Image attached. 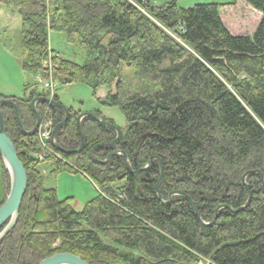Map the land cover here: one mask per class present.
Instances as JSON below:
<instances>
[{
    "label": "trees",
    "instance_id": "16d2710c",
    "mask_svg": "<svg viewBox=\"0 0 264 264\" xmlns=\"http://www.w3.org/2000/svg\"><path fill=\"white\" fill-rule=\"evenodd\" d=\"M244 1L261 14L252 36L231 34L221 17L225 6L218 3L182 8L180 0L161 6L150 0H0L23 18V71L41 73L53 33L84 49L88 59L83 64L63 57L52 61L55 79L61 87L85 85L94 97L106 89L109 95L99 103L124 115L120 146L132 169L160 158L164 201L173 192L188 195L206 223L220 206L238 210L246 204L248 172L264 175V0ZM29 88L23 99L0 95L16 103L27 131L36 121L33 99L49 96L37 84ZM55 99L60 101L58 95ZM44 105L37 108L42 106L44 114L48 110L54 127L63 122L61 109ZM1 111L28 186L19 220L0 243V264H40L60 253L89 264H198L202 259L264 264L261 175L247 179L253 198L246 210L224 209L213 226L205 227L187 199L176 196L169 205L158 199V162L133 176L122 156L105 164L94 161L91 151L115 140L116 132L88 118L82 123L84 150L59 152L64 161L55 159L53 168L56 174L83 171L96 187L97 197L78 211L72 198L61 201L56 189L45 187L40 162L33 157L41 152L36 136L22 134L12 106L2 105ZM69 113L57 140L63 150L75 151L80 112ZM111 152L103 146L94 154L105 160ZM2 169L0 207L9 192L3 164Z\"/></svg>",
    "mask_w": 264,
    "mask_h": 264
},
{
    "label": "rangeland",
    "instance_id": "374dc122",
    "mask_svg": "<svg viewBox=\"0 0 264 264\" xmlns=\"http://www.w3.org/2000/svg\"><path fill=\"white\" fill-rule=\"evenodd\" d=\"M150 1H151L150 4L153 6L155 5L161 6L169 2V0H150ZM234 1L235 0H180L179 6L182 8H189L198 3L222 4L225 7H222L221 9V17H222L225 27L230 31V33L233 35L252 36L261 21V14L257 12L256 10H254L252 7H250L244 0H239L234 6L230 5ZM10 29L13 33L12 38H13L14 44H15V40H14L15 35H16V43L19 42L18 36H20V41H22L21 39L22 27L20 28L21 30L19 29V32H17L16 30L15 34L13 31L14 29L13 26H11ZM50 37H51V42L49 44V50H48L49 60L47 59V61H44L43 69L41 70V73L35 77L34 75L30 73L29 74L27 73L28 75H25L24 74L25 72L22 71V78H20L17 74L16 68L13 67L11 63H9V59H7V56L0 53V87H1L0 92H2L0 93L1 96L6 97V98H11L8 96L13 95V97L17 99H23L25 96H28L30 90L25 91L24 87L27 84V82L25 81V77L29 85L33 86L37 84L39 91L42 90L44 87L45 81L48 82L50 80L49 76L47 75V70L44 69L46 64L49 65L48 71L52 69V73L54 75L55 64L52 61H53L55 54L59 53L61 57L71 60L73 62H76L78 64H83L88 59V54L86 53L84 49L76 48V47L68 45L65 37L62 34L53 33L51 34ZM13 53L17 55L15 53V50H13ZM17 80L20 83L18 88H16ZM7 84L11 85L12 88H3ZM57 84H58V88L56 89L55 95L53 97H51L48 92L50 99L56 100L55 97L58 95L60 99V101L58 102L63 104V106H65L68 110L73 109L77 112H80V114L87 113V112L97 113L101 117V119H103L105 122H109L117 126L122 132V139H123V133L126 130V120H125L124 115L118 108L101 106V104L99 103V101H103L108 97L109 92L106 89H99L96 93V97H94L93 91L85 85L74 84V85H68V86L61 87L58 81H57ZM98 93L101 94L100 98H98ZM44 106L49 109L48 104H45ZM40 107H39V110H42ZM47 114H48V110H47V113L44 114V117L40 124L38 132L34 136H32V137L36 136V139L39 141L40 146H41V152L37 154H33V157H35L40 162L39 171L45 179V187L48 189H56V191L58 192L59 199L61 201L72 198L73 199L72 207L75 210L80 211L84 208V206L89 201L97 197L98 195L97 189L94 186V184L91 182V180L85 175V172L83 171L81 172L79 171L77 173H70V172H59L57 174L53 173L55 159L60 160V161H64V160L59 155L60 151L57 150L52 144V134H53L55 127H54L53 119L50 118L49 115ZM85 119H88V118H85ZM35 124H36V121H35ZM47 126H50L51 128V136H50L51 138L49 139V142H42L43 138L41 136L43 135L44 132H46L45 128ZM83 136H84V133H83ZM116 138H117V133H116ZM84 144H85V140H84ZM107 147L111 148L112 150L111 153L114 152L111 146H107ZM68 155H71V154H68ZM93 155L97 160H94L91 154L92 159L101 164H105L109 162L110 159L113 157L111 156L110 159L107 161V158L109 157V155L107 156L105 160H100L97 156H95V154ZM116 156H120V155H116ZM2 164L3 162L1 163V160H0V204L3 202L5 198ZM3 167L9 177V191H10V187H11L10 173L8 172L4 164H3ZM164 173H165V168H164ZM132 254L136 256L140 255L138 252H135V251H133ZM198 264H211V263L209 260L202 259Z\"/></svg>",
    "mask_w": 264,
    "mask_h": 264
},
{
    "label": "water",
    "instance_id": "95a60500",
    "mask_svg": "<svg viewBox=\"0 0 264 264\" xmlns=\"http://www.w3.org/2000/svg\"><path fill=\"white\" fill-rule=\"evenodd\" d=\"M41 103L48 104L49 106L59 108L65 113L64 121L55 127L53 134H52V144L57 150L65 154H80L84 150V136H83V131H82V122L85 118H91L95 120L100 125L114 130L117 133V138L114 141L105 142L103 144L96 146L91 151V154L94 160H97L93 155L96 149L103 147V146H111L114 152L109 155V157L107 158V161L110 159L111 156H116V155L122 156L124 158L128 171L133 176H138L139 174L143 172L149 171L153 167L154 163L158 162L160 166V171H161L160 179L157 183V189H156L158 199L163 204L169 205L170 200L173 197L181 196L183 198H186L189 201L190 207L193 210L194 214L198 217V220L205 227L213 226L215 222L217 221L220 212L224 209L230 210L234 214H237L241 211L246 210L250 206V203L253 197V190L249 185H247L248 177L255 175V174L261 175L262 183L260 186V190L264 193V175H262L259 171L248 172L243 178V184L246 185L249 191V196H248V200L246 204L243 207L239 208L238 210H233L228 206H220L217 209L214 217L212 218V221L210 223H206L202 220L199 212L196 210L194 206V201L192 200V198L187 196L186 194L181 193V192H173L169 194L168 201H164V198L161 195L160 190H159V185L162 183L163 176H164V166H163L161 159H159L158 157H152L150 159L149 164L146 167L141 168L137 171H134L132 169L127 154L119 146L122 140L121 130L117 126L109 122H105L103 119H101V117L97 113L87 112V113L80 114V116L77 119V129L80 135V146L75 151H65L60 147L59 142L57 140L58 131L67 123V121L69 120V115H70L69 110L65 106H63V104H61L57 100H52L48 97L34 98L31 106L36 116V124L31 131H27L23 126L21 114H20L19 108L16 105V103L13 102L12 100L2 99L0 100V154H1L3 164L5 165L6 169L10 173L11 187H10L9 194L6 197V201L4 205L0 207V243L13 230V228L16 226L19 220L20 208H21L23 199L25 197L27 186H28V175L24 167V164L19 159V156L17 154V151L15 149L13 142L6 134L3 114L1 112V106L2 105L12 106L14 108L16 119H17L21 132L23 133L24 136L32 137L38 132L40 124L44 117L43 111L37 108V105ZM40 264H89V263L79 256H75L70 253H60V254H56L52 257H49L43 260Z\"/></svg>",
    "mask_w": 264,
    "mask_h": 264
},
{
    "label": "crops",
    "instance_id": "0c3cea01",
    "mask_svg": "<svg viewBox=\"0 0 264 264\" xmlns=\"http://www.w3.org/2000/svg\"><path fill=\"white\" fill-rule=\"evenodd\" d=\"M150 3H151V1H150ZM22 21H23L22 15L20 14V12L17 9L10 7V6L6 5L5 3L0 2V53L7 56V59H9V63H11V65L16 68L17 74L20 78H22V71H23L22 65H21V59H22V50H21V43H20L21 41H20V36H18L19 42L16 43V35H15V39H14L15 44H14L13 38H12L13 33H12L10 27L13 26V28H14L13 31L15 34L16 30H17V32H19V29L22 27ZM50 42H51V37H50ZM14 46H15V48H14ZM13 50H15V53L17 55H15L13 53ZM16 50H17V52H16ZM16 71H15V73H16ZM24 74L28 75L29 73L27 74L25 72ZM30 77H32V76H30ZM25 81L27 82V84L24 87L25 91L30 90V92H29V94H30L31 89L29 88V86H32V85L28 84L26 77H25ZM19 85H20V83L17 80L16 88H18ZM3 88H12V86L7 84ZM0 93H2V92H0ZM100 96H101V94L98 93V98H100ZM105 96H106V94H105ZM8 97H13V95H9Z\"/></svg>",
    "mask_w": 264,
    "mask_h": 264
},
{
    "label": "built area",
    "instance_id": "2783aa9c",
    "mask_svg": "<svg viewBox=\"0 0 264 264\" xmlns=\"http://www.w3.org/2000/svg\"><path fill=\"white\" fill-rule=\"evenodd\" d=\"M55 54V53H54ZM59 54H55L54 59H59ZM45 70H47V75L49 76L50 80L47 82L45 81V84H44V88L45 90H47L50 94L51 97H53L55 95V91L58 87V84H57V80L55 79L53 73H52V69L50 71H48L49 69V65L46 64L45 67H44ZM46 132L43 133V135L41 136L43 139H42V142H49V139L51 138V128L50 126H47L45 128Z\"/></svg>",
    "mask_w": 264,
    "mask_h": 264
},
{
    "label": "bare ground",
    "instance_id": "6f19581e",
    "mask_svg": "<svg viewBox=\"0 0 264 264\" xmlns=\"http://www.w3.org/2000/svg\"><path fill=\"white\" fill-rule=\"evenodd\" d=\"M2 112V111H1ZM43 114H44V112H43ZM102 116V115H101ZM107 121V120H106ZM112 124V123H111Z\"/></svg>",
    "mask_w": 264,
    "mask_h": 264
}]
</instances>
